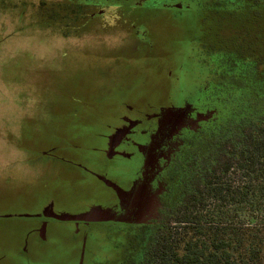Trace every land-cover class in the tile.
Masks as SVG:
<instances>
[{
  "label": "rangeland",
  "instance_id": "rangeland-1",
  "mask_svg": "<svg viewBox=\"0 0 264 264\" xmlns=\"http://www.w3.org/2000/svg\"><path fill=\"white\" fill-rule=\"evenodd\" d=\"M41 1L11 0L9 8L0 4V264H5L8 255L16 262L26 261L28 264H122L134 247L136 231L117 225L51 222L46 239L53 240L55 245L45 256L34 255L35 244L39 245L40 240L35 235L28 237L26 227L38 224L34 216L41 212L48 195L45 193L44 197L42 194L36 200L29 199V185L34 183L43 187L42 184L53 179L51 174L41 173L34 178L33 150L55 147L62 155L68 147H74L70 141L59 143L64 134L59 126L61 112L72 123L75 120L70 116L74 110H79L83 117L101 118L104 123L115 121L117 113L111 114L108 110L104 116L101 105L96 103V91L89 77L100 71H93L87 64H120L131 69L147 63L150 71L142 73L138 81L143 84L149 80L165 82L174 74L181 78L187 74L182 86L186 90H192L194 83H200L196 81L194 68L199 61H205V79L211 76L205 80V83L210 82L205 91H210L218 82L225 86L226 69L235 64L244 70L258 67L261 69L260 77L263 76L264 14H255L252 3L223 5L220 0H156V9L165 10L168 16L179 14L187 17L197 12L205 21L203 24L195 22L193 39L164 41V44L173 46L166 48L171 55L154 56L158 51H165L160 44L162 42L155 40L160 35L158 27L155 28L159 20L149 14L154 12L149 7L150 0H143L136 6V9L144 8V17L121 14L124 36L116 28L105 36L99 35V39L95 37V40L82 38L83 32L87 31L85 0ZM177 5L183 7L182 12L175 11ZM140 38L148 39L150 44L142 43L143 40H138ZM97 41L103 47L117 51L110 52L113 55L109 59L108 53L105 57V54L75 49L86 42V46L94 47ZM158 70H162V74ZM256 77L251 73L249 78L254 81ZM255 84L246 88L243 96L247 98L253 94L256 97L258 85ZM142 86L139 87L137 103L130 101L126 107V113L139 116L140 121L144 120V112L162 106L167 99L166 96L161 100L164 93L159 85L152 93L143 91ZM232 93L238 97L243 92ZM210 100L219 103L217 97ZM224 109L223 106H208L205 110L206 124L209 127L218 125L228 117ZM46 114L47 119L41 118ZM86 121L82 119L79 123ZM14 161L16 164L12 166ZM71 197L72 194L66 195L64 201L56 200L55 216H84L98 210L114 212L112 207L107 208L94 198L87 197L85 200L89 203L82 204L79 195ZM25 246L26 250H23ZM70 248L76 252L71 259L68 257Z\"/></svg>",
  "mask_w": 264,
  "mask_h": 264
},
{
  "label": "flooded vegetation",
  "instance_id": "flooded-vegetation-1",
  "mask_svg": "<svg viewBox=\"0 0 264 264\" xmlns=\"http://www.w3.org/2000/svg\"><path fill=\"white\" fill-rule=\"evenodd\" d=\"M42 1L41 3H45ZM142 1L85 0L88 13L87 31L83 32L85 34L82 38L95 40L97 37L99 39V35L105 36L106 33L116 28H119L124 36L121 14L144 17L146 15L144 8L136 9ZM9 2L11 0H0V4L3 3L7 8L11 6ZM149 5L154 11L149 14H153L159 20L155 28L158 27L160 35L155 40L162 42L160 44H163L165 51H158L153 54L154 56L172 54L166 52V48L170 49L172 46L164 44L167 40L175 39L173 42H176L180 39H193L192 32L182 30L188 26L185 22L186 16L179 14L168 16L165 10L156 9V0H150ZM133 9L136 10L132 12ZM174 9L179 13L182 12L183 7L177 5ZM111 21L115 22V25L111 24ZM204 21L202 20L201 24ZM164 34L167 35L163 36ZM138 40H143L144 44H150L147 42L148 39ZM110 41L113 42V39ZM75 49L98 55L105 54L104 56H108L109 59L113 55L111 53L117 51L112 48L95 49L88 46ZM86 66L93 71L94 69L100 71L99 74L97 72L89 78L96 91V103L101 105L102 114L107 115L109 110V113H117L118 116L109 124L104 123L101 118L91 119L88 115L83 117L79 110H74L71 111L70 116L75 120L72 123L67 119L66 114L61 112L59 119L62 121L59 126L64 134L60 137V142L55 141L62 144L70 141L74 147H68L62 155L57 153L58 150L55 147L48 150L42 147L33 150L35 161L31 164L35 168L34 178L41 173L51 174L53 179V181L42 184L43 187L39 184L33 185L34 183L29 185L31 186L28 191L29 199L36 200L42 194L44 197L45 193L48 195L45 197L46 202L41 212L34 216L38 224L32 228L31 226L26 227L28 237L35 235L40 240L39 245L35 244L34 255L45 256L48 249L55 245L53 240L47 241L46 238L49 223L58 220H52L49 216L46 220L40 218L45 217L47 212L55 216L56 200L64 201L66 195L72 194L71 198L79 195V202L82 204L89 203L85 200L87 197L92 200L94 198L101 205L107 208L112 207L115 213L131 217V221L125 224L106 225L136 229L157 223L166 209V200L174 197L183 183V178L200 172V165L203 161L199 148L205 147V132L214 130L216 126H212L210 121V127L206 124L205 110H208L210 91H205V87L209 88L210 82L205 83V80L211 76L208 75L205 79V61L203 63L199 61L194 66L197 72L196 81L200 83H194L192 90L182 88L187 74L182 76L184 79L174 74L169 81L149 80L143 84L138 81V78L142 76V73L150 71L147 63H141L131 69L120 64L106 63L100 66L92 64ZM158 71L162 74V70ZM140 85H143V91L147 93H152L155 86L159 85L164 93L161 100L167 96L162 106L144 112L142 121L139 116L126 113V107L130 101L137 103L135 101H138ZM50 106L55 108V105ZM51 113L55 115L54 111ZM42 117L47 119V114ZM44 119H42L43 122ZM82 119H87V121L81 124L79 122ZM90 123L93 125L91 126ZM67 129L70 131L68 132ZM196 153L200 157H195ZM194 158H196L195 162H193ZM16 162L14 161L12 166ZM23 193L22 191L21 194ZM23 250H26V246ZM69 253L68 257L71 259L76 252L74 248H70ZM69 258L68 261H70ZM5 259V264H28L26 261L16 262L9 255ZM0 262H2L1 259Z\"/></svg>",
  "mask_w": 264,
  "mask_h": 264
},
{
  "label": "trees",
  "instance_id": "trees-1",
  "mask_svg": "<svg viewBox=\"0 0 264 264\" xmlns=\"http://www.w3.org/2000/svg\"><path fill=\"white\" fill-rule=\"evenodd\" d=\"M225 3H252L255 14H264V0H220ZM202 20L192 13L182 30L193 33ZM234 66L221 75L225 86L210 89L219 103L209 99L208 106H223L229 116L205 132L200 172L183 178L157 223L133 229L136 241L122 264H264V75L255 66ZM255 83L256 97L243 96Z\"/></svg>",
  "mask_w": 264,
  "mask_h": 264
},
{
  "label": "water",
  "instance_id": "water-1",
  "mask_svg": "<svg viewBox=\"0 0 264 264\" xmlns=\"http://www.w3.org/2000/svg\"><path fill=\"white\" fill-rule=\"evenodd\" d=\"M49 216L52 220L58 221H75L82 222L86 224H125L131 221V217L126 214H118L115 212H108L105 210H98L94 213H89L84 216H75V217H58L51 215V213H45V217H39L41 220L45 219ZM83 264V263H81Z\"/></svg>",
  "mask_w": 264,
  "mask_h": 264
}]
</instances>
